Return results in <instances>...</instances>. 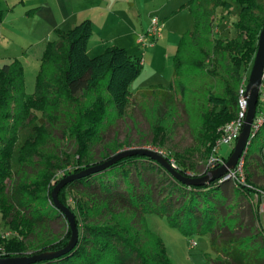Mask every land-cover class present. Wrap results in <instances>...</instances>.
Returning a JSON list of instances; mask_svg holds the SVG:
<instances>
[{"label": "trees", "instance_id": "1", "mask_svg": "<svg viewBox=\"0 0 264 264\" xmlns=\"http://www.w3.org/2000/svg\"><path fill=\"white\" fill-rule=\"evenodd\" d=\"M233 6L240 8L239 19L234 23L235 37L216 38L214 27L218 9L229 11ZM181 9L189 10L194 28L180 38L174 57L172 85L174 78L182 75L185 69L221 79L224 83L221 94L209 96L210 104L218 112L206 120L207 136L215 142L218 128L237 114L236 89L242 68L249 66L251 71L253 65L264 26V0H188ZM55 33L56 40L48 42L43 53L34 94L25 92L24 68L20 60L14 59L0 68V214L16 234L9 240L0 238L4 257L54 251L67 245L71 231L64 214L53 202L52 191L62 178L92 166L85 160L90 144L100 138L109 99L97 90L100 82L109 76L105 89L111 97L109 104L123 115L132 96L130 86L141 73V57L133 58L123 47L111 46L94 57L88 55V42L93 33L90 19L67 31L56 29ZM82 94L92 101L81 108ZM33 111L41 112V120H47L54 129L57 128L55 124L65 123L63 136H70L77 143L76 165L69 171L64 172V167L74 159L69 154L65 157L54 154L32 162L30 157L38 154L37 149L46 133L43 125L35 122ZM74 111L77 112L75 117L69 115ZM29 125L31 132L19 150V168L14 171L18 130ZM262 130L264 125L260 132ZM210 152L211 148H207L208 157ZM260 153L264 160V147ZM165 157L171 162L169 156ZM108 158L106 156L99 163ZM32 163L39 167L37 174L23 179ZM253 163L248 149L246 181L253 188L238 185L235 192L239 195L264 191V185L261 188L252 185L253 173L249 168ZM59 170L63 175L55 178ZM177 170L190 176L186 168L178 166ZM193 176H197L196 173ZM13 178L18 179L14 189L7 186ZM224 183L215 181L204 186H190L152 157H125L60 190V202L76 217L78 243L61 258L35 264H176L163 240L147 225L146 218L152 213L166 218L187 238L195 234L208 235L216 253L211 264H264V232L259 207L257 204L255 208L251 206L253 224L246 229L248 233L242 234L245 226L236 218L235 204L226 203ZM69 196H73V204ZM230 217L234 221L228 224ZM57 220L62 221V234H47L51 223Z\"/></svg>", "mask_w": 264, "mask_h": 264}, {"label": "rangeland", "instance_id": "2", "mask_svg": "<svg viewBox=\"0 0 264 264\" xmlns=\"http://www.w3.org/2000/svg\"><path fill=\"white\" fill-rule=\"evenodd\" d=\"M141 11L134 15H123L122 21L114 27L116 42L114 45L128 50L133 58L142 57L141 73L130 86L131 99L129 106L123 115H119L113 104H109L110 95L105 91L109 76L103 79L97 87L99 93H103L108 99L107 114L101 127L100 138L90 144L86 163H99L106 156L111 157L118 152L134 148H147L169 156L171 163L176 167L187 169V174L193 176L203 175L206 171L208 156L207 148H211L213 140H209L207 133L209 127L206 120L218 112L209 102L211 93L221 94L224 83L217 76L208 75L205 72L192 70L174 78V57L177 52L181 36L194 28V21L188 9H180L185 0H139ZM179 10L173 12L174 10ZM240 8L233 6L229 11L218 9L217 19L214 27V36L223 40L231 39L236 35L234 23L239 19ZM158 17L163 21L162 35L152 46L141 48L136 43L137 34L146 32L151 24V19ZM25 19V18H24ZM44 33L41 34L43 36ZM56 34V33H55ZM56 35L48 41H54ZM28 39V38H27ZM48 44V43H47ZM103 53V52H102ZM98 55V54H97ZM96 55H93L94 57ZM197 72V73H196ZM250 75V67H243L238 89L242 84L244 75ZM25 92L28 95L35 93V80L27 75ZM171 85L173 87H171ZM155 91V93H150ZM163 90V91H162ZM162 93L160 94V92ZM91 98L80 95V107L87 105ZM73 111V108L71 109ZM76 111L69 113L75 117ZM35 122L43 125L46 129L42 144L37 149L38 154L32 155V162H39L41 159H48L49 156H64L69 154L74 159L71 164L64 167L69 171L76 165L75 151L77 143L70 136H63L65 123L53 122L56 129L49 126L47 120H41V112L33 111ZM61 114H59V118ZM62 118V117H61ZM60 118V119H61ZM72 117H69V119ZM66 121V120H65ZM72 121H74L72 119ZM26 122V121H24ZM39 122V123H38ZM42 122V123H41ZM41 123V124H40ZM73 123V122H72ZM226 124V123H225ZM223 126V125H222ZM220 126L217 130L219 133ZM31 132V125L20 127L18 130V141L15 146L12 168L16 171L19 168V150L25 143ZM234 145H223L220 154L228 158L233 152ZM264 147V130L253 140L249 146V154L253 158V165L249 171L253 173L252 185L261 188L264 185V160L260 157L261 149ZM85 163V164H86ZM39 167L32 163L27 169L24 178L35 176ZM56 173L55 178L62 175ZM246 179V172L244 173ZM7 182V186L15 188L18 182ZM224 195L227 197V204H235L236 215L239 223L245 226L243 233H248V227L253 224L251 217V206L256 207L255 193L239 195L235 192L237 185L228 181L223 185ZM70 193V192H69ZM70 195V194H69ZM72 197L69 202L73 204ZM225 213V210H223ZM260 224L264 232V213L260 212ZM148 227L156 233L164 242L167 251L176 264H194L195 257L204 251H208L207 260L214 257L216 253L210 250V238L208 235L195 234L187 238L178 228L172 227L169 221L156 214H149L146 218ZM224 221V217L220 222ZM234 218H228L227 223L231 224ZM257 226V223L255 222ZM254 225V226H255ZM0 227L12 231L1 218ZM258 228V227H256ZM64 227L62 221L57 220L51 223L47 232L49 235L62 234ZM191 240L197 245L189 246ZM206 249V250H205ZM212 249V248H211ZM189 258L188 261L187 258ZM216 256L213 258V260ZM212 260V261H213Z\"/></svg>", "mask_w": 264, "mask_h": 264}, {"label": "crops", "instance_id": "3", "mask_svg": "<svg viewBox=\"0 0 264 264\" xmlns=\"http://www.w3.org/2000/svg\"><path fill=\"white\" fill-rule=\"evenodd\" d=\"M136 11H141L139 0H0V68L18 59L24 68V81L27 75L36 81L43 53L52 35H56L55 30L67 31L85 19L93 23L87 53L90 57L99 55L117 46V38L110 37L114 27L123 15L132 16ZM137 35L139 45L140 34ZM206 253L207 250L196 256L194 264H211L216 255L208 261ZM185 258L192 262L186 255Z\"/></svg>", "mask_w": 264, "mask_h": 264}, {"label": "water", "instance_id": "4", "mask_svg": "<svg viewBox=\"0 0 264 264\" xmlns=\"http://www.w3.org/2000/svg\"><path fill=\"white\" fill-rule=\"evenodd\" d=\"M263 68H264V26L259 35L257 51L254 57L253 65L247 83V93L249 95L247 116L244 122L242 132L238 138V141L236 142L233 152L227 158L224 164L213 170H209L205 174L200 176H187L179 172L177 170V167H175L171 162H169L166 159L165 156H163L161 153L157 151H153L147 148H134V149L118 152L101 163L92 165L88 168L81 170L78 173H74L62 178L53 189L52 191L53 202L55 206L59 210H61V212L64 214L71 231L70 239L65 247L54 251H45L31 255L2 257L0 258V264H35L41 261L55 260L69 254L76 247L78 243L79 229L77 227L76 217L74 213L70 210V208L63 205L59 200L60 190L70 182L76 181L92 173L105 170L125 157L132 155H142V156L152 157L154 160L158 161L163 167H165L169 172H171L174 177L182 181L184 184L190 186H204L206 184H210L215 181L228 182L229 171L233 170L236 167L240 157L242 156V154L244 153L245 149L248 146L252 124L256 114L260 85L262 82Z\"/></svg>", "mask_w": 264, "mask_h": 264}, {"label": "built area", "instance_id": "5", "mask_svg": "<svg viewBox=\"0 0 264 264\" xmlns=\"http://www.w3.org/2000/svg\"><path fill=\"white\" fill-rule=\"evenodd\" d=\"M162 27L163 22L158 17H153L151 19V24L149 29L140 34L138 37V44L141 48H145L147 46H152L154 43L161 37L162 35ZM141 57V63H142ZM249 76L246 74L243 77L242 84L240 85L237 92V114L234 119L224 124L219 130V136L211 146V152L207 161L206 171L213 170L222 164L225 163V157L220 154V149L223 145H236L238 138L242 132L244 122L248 112V99L249 95L247 93V83ZM264 125V68L262 72V82L260 85L259 97L256 107V114L254 117V121L252 124L251 134L248 141V146L245 149L244 153L240 157L236 167L229 171L228 178L229 181L235 182L238 185H245L247 187L253 188L250 186L245 177V162L246 155L248 153V149L250 144L256 138L260 130ZM175 166V164H173ZM176 167V166H175ZM59 175H63L62 172L58 173ZM222 182V181H220ZM256 196V204L259 207L261 213H264V191L257 190L255 192ZM16 234L13 231H7L0 227V238L2 240H9L15 237ZM191 247L196 246V241L191 240ZM4 248L0 246V258L4 257Z\"/></svg>", "mask_w": 264, "mask_h": 264}]
</instances>
